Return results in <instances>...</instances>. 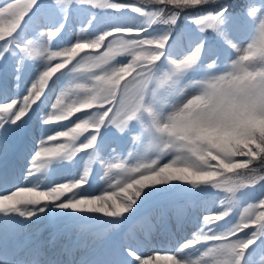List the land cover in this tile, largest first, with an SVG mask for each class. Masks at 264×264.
Returning <instances> with one entry per match:
<instances>
[{"label": "snow or ice", "instance_id": "1", "mask_svg": "<svg viewBox=\"0 0 264 264\" xmlns=\"http://www.w3.org/2000/svg\"><path fill=\"white\" fill-rule=\"evenodd\" d=\"M75 14L87 34L65 40ZM9 71L15 88H0V156L9 137L32 147L24 183L0 188V264H25L9 259V225L96 214L119 224L185 186L193 198L210 195L213 206L194 216L173 250L145 254L121 245L117 258L92 264L264 257V0H242L238 10L222 0H3L0 73ZM65 80L76 98L68 103L61 93L51 111L42 108ZM129 144L140 153L136 163H109L104 177L118 170L121 178L89 193L106 163L102 153ZM84 157L82 172L52 179ZM49 165L41 183L37 173ZM250 186L260 189L258 205L248 202Z\"/></svg>", "mask_w": 264, "mask_h": 264}, {"label": "rangeland", "instance_id": "2", "mask_svg": "<svg viewBox=\"0 0 264 264\" xmlns=\"http://www.w3.org/2000/svg\"><path fill=\"white\" fill-rule=\"evenodd\" d=\"M80 15L79 14H75L72 19L69 20L68 22V28H67V33L65 35V40L70 39L74 36H81V35H86L87 34V29L86 27L84 28V30L81 29V23H80ZM240 33L242 34V29H239ZM56 38H53V40H55ZM207 39H211L214 40V38L212 37L211 34H209V36L207 37ZM64 41H61V45H63ZM213 43V42H210ZM187 45V41L185 40V42L183 44H181L180 46H178L177 51L180 52L182 51V49L184 47H186ZM41 47H50V45H44L41 44ZM51 50H56L55 48H51ZM230 63V61H229ZM219 74V73H218ZM199 78H203V77H199ZM74 85L73 82L70 80H65L62 84H60L58 82V86L56 88H54L51 92H48V100L45 102L44 105H42V108H47L49 111H51L50 108V104L55 102V98L57 95H60L61 93H68L67 96L64 97V99L66 100V102L70 103L73 99H75L76 97L74 95H72V89H73ZM0 88H6L9 90H14L15 86L12 83V79H11V74L10 71L8 73H0ZM21 93H23V89L21 88ZM75 117H73L74 119ZM67 123V122H64ZM56 125H53L52 127H55ZM10 140L13 141V144L15 145L16 143H20V140L17 139L16 137H10ZM63 143V139L57 140V141H53V142H48L47 146L52 148L55 147L56 144L59 143ZM113 147H115L113 145ZM111 154V155H109ZM140 154L137 151L134 150L133 145L129 144L125 147V149L123 150V152H121L120 150H117L115 153H112V148H108L106 150L105 153H102V155L105 156V160L106 163L104 165V167L102 169H98L97 170V175L95 176V178L92 181V187L88 190L89 193H94V194H100L102 190L107 189L109 187V184H115L117 180H119L121 177L119 175H117V171L118 170H113V173L111 174L110 178H105L104 177V171L107 170V165L109 163H120V162H125L128 164V166H132L136 163V156ZM82 154H78V156H80ZM87 161V157L83 158V163H79L81 164V166H79L78 164L75 166L76 167V171H80L82 172L83 169V164H86ZM52 166V165H51ZM78 166V168H77ZM95 161H93V167H95ZM72 170V169H71ZM43 171V169H42ZM40 172L37 173V175L40 176V182L41 183H48V179H49V173H44V172ZM52 171V170H51ZM71 171H61L59 173H56L54 176H52V179L54 181H59L61 180L63 177L71 176ZM193 191H196L195 189H193ZM222 191V190H221ZM75 193H69L67 195H73ZM190 195L187 192V186H185L184 188L180 189L176 194L174 195H169V196H162V197H158L154 200L149 201L148 203H146L141 209L140 211L136 214V216L131 217L130 219L124 221L123 223H119V224H110L108 223L109 219L108 217H103L101 214H96L97 218L96 219H86L81 224V226H84L87 230L90 228V226L95 227L96 229H103L105 227L106 230L109 229V233L111 232L112 234H110L111 236L114 237H120V236H125V235H131V233H134L136 235V237L138 238V240L140 239V233L142 231L141 228V224L142 222L144 223L143 220V215L141 218V223L138 225V223L140 222L138 220V215L141 212V210H152L151 213H149V215H147V220H146V224H148L149 226L154 224V226H157V223L159 221V219L161 220L162 218L169 220L170 224H176V220H184L187 219L189 213L192 211V209L195 207L197 208V213L199 214L201 211L204 210V207L200 206L198 203L200 200L204 199L205 197H211L210 195H202L201 197L197 198L199 201L195 202L194 205H190L189 206V210L187 208V204L181 201V199H183V197ZM259 195V194H258ZM257 196H253V194L249 193L248 194V202L252 203L255 202L258 205V200L260 197ZM208 201H210V199H208ZM179 202H182V204L177 205ZM212 203V202H211ZM218 203V201H217ZM161 206V207H160ZM172 206V209L170 210L169 207ZM178 206H181V208H179ZM210 206V203L208 205ZM156 207L158 210V213L154 210ZM160 207V208H159ZM244 207H247V204H244L241 208H240V212H243ZM145 211V212H146ZM154 211V212H153ZM143 214V213H142ZM167 216H166V215ZM187 214L186 218H184V216ZM197 214V215H198ZM149 217L152 218L154 217V221L152 220V222L149 220ZM180 217V218H179ZM238 218V217H237ZM57 220H63V219H57ZM64 222H69L66 220H63ZM71 223H77V222H69ZM86 224V225H85ZM68 225V224H67ZM133 226H135L136 228H133ZM103 227V228H102ZM189 229L192 228V226H188ZM156 228V227H155ZM81 230V228H78ZM96 229H91L88 230L89 233H92L94 230V235H97ZM154 233V230H152V235ZM187 235H190V230H188L186 233H184V237H179L176 242L172 245L173 247H166V246H162V245H157V244H153L151 242V247L147 248L146 250L152 253L153 250H159L161 252H165V251H170L173 250L176 245L178 244V242L182 241L184 238L187 237ZM110 237V236H109ZM150 239V238H149ZM146 240V239H145ZM179 240V241H178ZM153 241V240H150ZM142 242H146L143 241ZM128 243V241L126 242ZM150 242H146L145 244H148ZM146 248V247H144ZM145 250V249H144ZM143 250V251H144ZM140 253H142V251H138ZM147 254V253H146ZM252 264H262V262H264V257L261 256V254L259 252H257L252 258ZM92 264V263H90ZM159 264H166L165 261H160Z\"/></svg>", "mask_w": 264, "mask_h": 264}, {"label": "bare ground", "instance_id": "3", "mask_svg": "<svg viewBox=\"0 0 264 264\" xmlns=\"http://www.w3.org/2000/svg\"><path fill=\"white\" fill-rule=\"evenodd\" d=\"M30 144V143H29ZM197 208H193L192 211L189 213L187 219H184V220H179L177 219L176 220V224H173L171 225L170 222L164 218H162L161 220L159 219L158 223H157V226H154V224L152 226H149L148 224H146V220H144V223H143V229L140 233V242L143 243V246H145V243L146 242H142L143 240V234H146L148 235L150 238H151V233H152V230H154V234L152 235V242L157 244V245H164V244H167V246H172L176 240L179 238V237H182L184 235V233H186L189 229L188 226H192L191 224V220L194 218L195 215H197ZM166 215V214H165ZM180 218V217H179ZM26 222L29 226H31L34 230V232H32L33 234H39L40 233V230L42 227L45 226V223L46 221L44 220H41V221H38V222H29V221H24ZM181 223H183V226H181ZM156 227V228H155ZM103 228V227H102ZM95 231V230H94ZM94 231L90 234L94 235ZM58 235H61L62 236H66V237H71V231H67L66 230H56V229H53L51 228L50 232H49V235L50 238H51V242L54 243V240L56 238V236ZM73 242L69 245L70 247L65 250L63 249L62 247H59L55 250V252H64V251H67V254L70 252L71 254H75L78 250V248L80 247V244H81V239H84L83 236L85 234H83V231L81 232V234H77V231L73 232ZM98 235V234H97ZM97 235H94L96 237H98ZM188 236V235H187ZM90 239H95L92 241L95 242L94 244H90V243H87L89 249L91 251L94 252V255L93 257H89V258H85L83 259L82 261H85L87 263H92L93 261L95 260H102V259H115L117 258L116 257V254L115 252L113 251L114 247L113 245H106L105 247L102 246L100 243H103L101 240L99 242H97V238H90V236H88L86 238L87 241H89ZM108 240V239H107ZM106 240V241H107ZM145 241V240H143ZM179 241V240H178ZM105 243V242H104ZM93 245H96V246H93ZM98 247L97 251L96 249H92L91 247ZM148 247L145 248L144 251H142V253H147V254H152L149 251H147ZM170 248V247H169Z\"/></svg>", "mask_w": 264, "mask_h": 264}, {"label": "trees", "instance_id": "4", "mask_svg": "<svg viewBox=\"0 0 264 264\" xmlns=\"http://www.w3.org/2000/svg\"><path fill=\"white\" fill-rule=\"evenodd\" d=\"M222 2L225 3V4H230V5L233 6V8H236L238 10L239 5L242 3V0H222ZM208 41L215 43V41L211 40V39H208ZM257 167H259V166L257 165ZM261 174L264 175V171H262ZM250 187H252L254 189L253 191L249 192V193L253 194L252 197L257 196L258 194H260V189H259L258 186H250ZM242 191H244V190L242 189ZM223 195H225V194L221 191V198L223 197ZM258 197H259V195H258ZM196 199L197 198H193L191 195H188V196L183 197V199H181V201L185 202V203H191V202H193ZM208 199H210V201H209L210 203L213 200L212 197H208L207 196L205 198V200H208ZM211 205H212V203H211Z\"/></svg>", "mask_w": 264, "mask_h": 264}]
</instances>
